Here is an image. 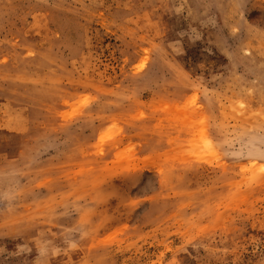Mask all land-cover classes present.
<instances>
[{
    "label": "rangeland",
    "instance_id": "obj_1",
    "mask_svg": "<svg viewBox=\"0 0 264 264\" xmlns=\"http://www.w3.org/2000/svg\"><path fill=\"white\" fill-rule=\"evenodd\" d=\"M0 264H264V0H0Z\"/></svg>",
    "mask_w": 264,
    "mask_h": 264
}]
</instances>
